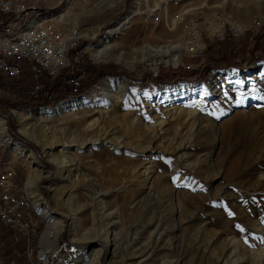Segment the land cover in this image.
<instances>
[{
	"label": "rangeland",
	"instance_id": "1",
	"mask_svg": "<svg viewBox=\"0 0 264 264\" xmlns=\"http://www.w3.org/2000/svg\"><path fill=\"white\" fill-rule=\"evenodd\" d=\"M133 1L122 0L112 6L106 5V0H89L85 4L75 0L73 4V13H80L79 17L73 18V26L88 38H81L82 46L94 47L102 41L118 45L106 58L99 60L89 56L87 50L86 76L81 83V88L86 89L76 99L90 95L97 87L96 107L107 101L111 109L104 116L96 114L93 119L101 117L98 121L88 125L85 118L92 108L78 109L37 124L32 127L36 130H32V140L28 139L18 133L14 111L22 110L25 114L24 111L34 112L41 108H27L30 101L19 96L18 89L9 96L5 90L2 93L0 87V116L6 121V132L11 138V143L1 153L3 165H14L21 190L29 199L32 219L44 224L38 231V241L46 223L32 209L33 196L25 190L26 175L30 171L27 162L21 156H9L12 145L21 144L13 141L9 129L36 148L37 152L21 144L33 153L47 172L36 188L41 201L62 221L63 233L57 244L62 247L60 253L65 254V258L55 253L49 257L48 264H75L93 248L103 249L99 264H264V109L250 110L253 105L264 107V101L246 104L243 126L233 127L226 134L217 159L207 137L202 135L194 139L196 131L193 128L174 127L173 120L160 119L159 114H153L158 107L157 94L165 89L202 84L211 73L248 75L260 69L264 66V34L251 44H246L244 39L230 38L223 43L203 37L206 44L203 55L192 58V50L182 51L180 59L183 56V60L175 66L152 64L138 51L143 35L167 34L173 29L175 34L181 32L179 22L173 21L179 12L185 11L180 14L183 21L187 16L211 19L215 16L225 18L226 13H230L241 23H248L262 15L264 0H227L229 3L207 0L211 8L200 7L204 0H144L142 14L122 36L111 39L105 32L129 11V3L132 6ZM69 2L66 4V0H61L55 6L40 2L36 6L42 13L49 11L43 15L48 17L53 9L47 8L56 7L52 14L55 15L56 10L69 9ZM234 4H237L235 8ZM251 4L255 5L248 12L239 11L241 6L248 8ZM154 17H159V21L154 22ZM16 19L15 16L10 22ZM31 20L33 15L28 11L15 24ZM45 22L47 26L53 24L50 19ZM146 44L163 43L149 37ZM235 49L240 56L233 55ZM118 52L123 53V59L113 56ZM105 79L124 80L125 86L110 93L113 98L107 99L109 94L105 95L100 86ZM248 87L246 89L254 85ZM74 95L77 97L78 94ZM181 101L186 102L188 98L171 104ZM64 102L67 101L57 104ZM140 110L144 117L135 120L134 113L142 112ZM28 117V114L24 115V118ZM204 118H207L206 122H213L217 116L205 113ZM24 123L33 122L27 119ZM100 128L109 132L111 144L101 148L81 144L82 137ZM74 139L77 141L75 147ZM65 142H70L67 145L72 147L63 149L61 145ZM62 149L66 167L60 174L45 154L55 155ZM230 163L234 169L226 172ZM151 165L160 176L157 174L159 179H155L154 186L147 190L152 181L146 180L149 174L145 169ZM52 184L57 185L55 192L50 191ZM70 225L78 235L87 231L88 236L71 243ZM10 237L7 233L1 238L0 264H26L23 245L14 243ZM111 240L120 250L114 255L113 248L108 247ZM90 243H97V247L87 250ZM142 251L148 254L139 257Z\"/></svg>",
	"mask_w": 264,
	"mask_h": 264
},
{
	"label": "bare ground",
	"instance_id": "2",
	"mask_svg": "<svg viewBox=\"0 0 264 264\" xmlns=\"http://www.w3.org/2000/svg\"><path fill=\"white\" fill-rule=\"evenodd\" d=\"M88 1L89 0H82V3L85 4ZM121 1L122 0H106V5L112 6L120 3ZM220 1H225V3H229L227 2V0H220ZM40 2L47 3L51 6L52 5L55 6L60 4L61 0H58L57 2H50L49 0H0V6L9 7V11H14V17L16 16L17 18L16 21L22 19V16L28 11L33 15V20L31 21H27V22L23 21L21 22L22 24L20 25H16L15 24L16 21L9 22L8 29L0 28V75L4 78L6 82H7L6 77L7 75H9V66L6 65V63H8L9 56L21 57V50L13 49V44L11 43H19L20 41H26V44L28 45L40 46V38L37 37V35L35 34L41 33V27H48L45 22L46 19H50V23H54L55 18L62 17L66 21H69V23H71L73 26V18L79 17L80 15L79 13L76 12L73 13L74 11L73 4L75 0H70L69 4L71 5L69 9L66 8L67 9L66 11L61 10L60 12L56 10L57 11L56 14L52 15L53 11H55L53 9L51 15H49L48 17H44L43 15L49 13V11L42 13L39 10V8L36 6L37 3ZM67 2L68 0H66V4H68ZM144 2H145L144 0H134L129 11L123 17H121L118 20V22L114 26L109 28L105 33L109 35L111 39L122 36L123 33L130 27L133 20L142 14L141 7ZM207 2H208L207 0H204L203 6L200 5V7L211 8L209 5L206 6ZM253 5L255 4H251L248 8H245V6H241L243 8H240L239 11L241 13H246V11L248 12ZM236 6L237 4L233 5L234 8ZM32 9H37L38 11H32ZM184 12L177 13L173 19V21H178L179 23L177 24H179L181 27V32H179L178 34H175L173 29L170 30L169 33L167 34L158 33L155 36L143 35L141 37L140 39L141 45L140 48H138V51H140L141 54L146 55L150 59V62L152 64L163 63V64H169L175 66L180 62H182L183 60L182 55H181L182 60L180 59V52L182 51L188 52L189 50H192V54H195L196 51L200 50L203 47V42H204L203 37H205V34L201 33V30L203 24H206V22L209 20H213L211 22L212 25L216 29H218V22H215L218 20L221 22L228 21L232 26H235L236 28L238 27L241 28L242 26H245L248 23L252 22L255 18H257V20H261L264 18V9H262V15L252 18V20L248 23H241L236 19V17L233 18L230 13L229 14L226 13L225 18H221V16H219L218 20H216L217 18L216 16L211 19H206L205 16H187L186 21H183L181 19L183 17L182 15ZM14 17H12V19ZM95 35L93 36V38L95 37ZM149 37L154 38L158 41L161 40L163 44L161 45L159 44L156 46L148 45L146 44V39ZM81 38L83 39L86 38V36L84 37L82 36L81 31L76 32L75 36H70V31H67L65 33L62 32L61 34H59V39H57V48H58L57 56L51 58L50 54H37L38 62H51L50 65H48V67L46 68V77L48 79H55V86L62 87V88H58L57 91L65 90L68 92H74L79 88H81V83L86 76V69L80 71L78 73V76L72 78V80H67V82H65V77L60 76V75L68 74V67L66 61H68V59H75V52H70V51L78 47V41H80ZM86 40H88V38H86ZM183 43H184V47L182 46ZM117 46H118L117 44L111 41L110 42L102 41L99 43V45L94 47L88 46L87 48L82 46V50H86V51L88 50L90 53L89 56L99 60L101 58H106L109 55V52H111ZM203 52H205V49L203 50ZM203 52L199 53L198 55H194V57L203 55ZM113 56L119 59L124 58L123 53L120 52H118L117 54H113ZM28 66L29 68H36L35 58H28ZM83 67L86 68L85 59H83ZM237 67L240 70V66L237 65ZM71 70H80V62H71ZM248 85L249 87L251 85H254V87L251 88L248 87L249 89H246V86ZM100 86L104 88V91L106 93L105 95L109 94L107 96V99L109 97L112 99L113 98L112 95L114 94L113 92L116 90H122L125 84H124V80L105 79L100 84ZM97 89L98 88L95 87V90L93 89L90 95H87L81 99L59 103L53 105L49 109H38L35 110L34 112L24 111V113L28 114L29 116L27 119L33 122L31 124L29 123V125L24 123L27 119L24 118L25 114H22L23 113L22 110L14 111L18 120V126H17L18 133L28 139H31L32 130H35L32 127H36L37 124L46 122L47 120L52 119L55 116L71 113L78 109L88 110V108H92L91 114L86 115L85 118L86 122L89 121L88 125H91L93 122L98 121L101 118L100 117L99 119H93L96 114H101L102 116H104L106 112H108V110L110 109L107 101H104L103 104L100 105V107H96L95 103L97 102V98H98ZM1 90L0 91L2 93L5 90L4 91L5 94L9 96L10 94L12 95V93H14L15 91V89L11 91L7 90L6 86ZM110 93L113 94L110 95ZM17 94L23 97L25 100H30V95L22 94V91L17 92ZM79 94H81V92ZM58 95L59 94L56 92L55 98H57ZM157 95H158L157 96L158 107L156 108L157 111L156 112L153 111L154 113L150 112V114L151 115L155 114L156 116L159 114V116H161V118L159 117L160 119L164 118V120H169V119L173 120L175 122L174 127H183V129H189V130L190 129L192 130L193 128L196 131L194 139L196 136L199 138L202 135L207 137L209 143H212L211 152L214 151L213 154L216 152V159H217V156L219 155L221 149L223 148V139L226 136V134L230 132L233 127L241 128L243 126L244 124L243 116L246 114L244 107L246 106V104L249 101H254L255 103H261L260 100L264 101V66L260 67V69L248 75H241L236 73H228L221 75L220 73H211L206 79V81L203 82L202 84L192 85V86H181L175 90L165 89L163 92L158 93ZM65 97L66 95L63 96V98ZM187 98L188 101L186 102L182 103L181 101L178 103L174 102L171 104L172 101H178L179 99H183L184 101V99ZM0 99L2 98L0 97ZM52 100L53 99H50L49 101ZM168 102H170V104H168ZM94 106L96 107V109H94ZM162 108H164L165 110H162ZM263 109L264 107L261 106L259 107L255 105L251 106L250 108V110H254V111L263 110ZM110 110L109 112H111ZM140 111L142 112L134 113L135 117L134 116L133 117L137 118L135 120L144 117V115H142L143 110ZM205 113H208L210 115H215L217 116V119L213 122H208V121L206 122L207 118H204ZM159 118L157 117L158 120ZM204 120L206 126L204 124ZM142 123L143 122H141V124ZM6 129H7L6 121L0 116V165H3V157L1 153L4 150V147L11 143V138H9ZM109 136H110L109 132L105 130L102 131L100 128L98 129V131H95L91 135H86L82 137L80 139L82 143L81 142L80 143L83 144V146L85 147L98 145L101 148L104 147L105 144L108 145L112 143L113 140L110 139ZM153 137L155 138L156 135L153 134ZM153 137H151V140L153 139ZM51 142L52 141H50V144ZM75 142L77 141L74 139V147H75ZM96 142L99 143L96 144ZM67 143L70 142H65L63 145H61V147L63 149L72 147L67 145ZM63 149L58 154L55 155L51 153L45 154L47 161L54 164L57 167L58 171H60V174L62 172V169L66 167L64 165L66 164V162L64 156L65 152H63ZM15 155L23 157L24 161L27 162V165L30 168V171L26 175L25 190L28 195L30 194L33 196L34 200H33L32 209H34L36 214L39 217H41L46 223V229L43 232L44 234L42 235L41 239L38 241V253H36V261H38V264H48L49 257L55 253L58 257H65V254L60 253L61 248L57 244L58 237H60L61 234L63 233L62 221L59 217H55L49 211L45 202L41 201V196L39 195V192L36 188L37 182L43 177H45L47 175V172L43 169L40 163L37 162V159L35 158L33 153L29 149H27L24 145L17 143L12 145V148L9 152V156L16 157ZM9 163L11 162L9 161ZM9 167L14 169L13 164L9 165ZM233 169L234 166L232 163H230L228 164L226 172H232ZM145 172H148L149 174V177L146 180L148 182L152 181V183H149L148 185L149 186L147 188L148 190L150 187L154 186L153 181L155 179H159L158 175L160 176V174H158V172L155 170V168L152 165L149 168L146 167ZM56 186H57L56 184H52L50 186L51 188L50 191L55 192L57 189ZM191 192H193V190H190V193ZM143 195H144V191L139 196V201H140V197H142ZM26 203L28 205L29 203L28 198H26ZM88 234L89 233L85 231L83 234L78 235V232L75 230L74 226L70 225L69 227V239L70 242L73 244L76 243L77 240L86 238ZM77 235L79 236L78 238ZM116 244L117 243L114 242V240L108 242V247L113 248L112 250L113 255L116 251H120L117 247H114V245ZM145 254H148L147 251L146 252L142 251L140 252V256L139 255L138 256L143 257ZM102 255H103L102 248H93L90 251L85 252V255L81 257L79 260H77L75 264H99ZM56 264H61V263L59 262Z\"/></svg>",
	"mask_w": 264,
	"mask_h": 264
},
{
	"label": "built area",
	"instance_id": "3",
	"mask_svg": "<svg viewBox=\"0 0 264 264\" xmlns=\"http://www.w3.org/2000/svg\"><path fill=\"white\" fill-rule=\"evenodd\" d=\"M208 6V4L206 5ZM129 7H131L129 3ZM49 9H56L49 8ZM32 11H38L32 9ZM22 12V11H21ZM80 14V13H79ZM14 17V11H9V7L0 6V28L8 29V23ZM219 17L216 18L218 20ZM159 17H154V22H158ZM209 20L203 24L201 33L209 40L226 42L230 38L244 39L246 44H251L258 36L264 34V18L257 20L255 18L241 28L232 26L228 21L218 22L216 29ZM63 31H70V36H75L76 32L81 30L77 26H72L69 21L63 18H55L52 26L41 27V33L35 34L40 38V46L26 44V41H20L13 44V49L21 50V57L9 56L7 66H9V75H7V90L22 89V94L30 95V102L46 104L50 99H55L56 90L62 87H55V79L46 77V68L51 62H38L37 54H50L51 58L57 56V39ZM206 49L203 47L196 51L194 55L202 53ZM70 52H75V59L66 61L68 74L60 75L67 80H72L78 76L80 71L87 69L83 67V59H88L86 50H82V43L78 41V47ZM233 55L240 56L237 51ZM28 58H35L36 68H29ZM71 62H80V70H71ZM85 87L79 88L69 94H79ZM65 96V95H64ZM1 97V96H0ZM44 224H39L36 219L30 218V212L26 203V196L21 190V182L15 169L9 165H0V242L5 234L10 233V240L18 245H23V253L26 264H38L36 253H38V230L43 228ZM62 248V247H61ZM65 258V257H64ZM66 259H64L65 262Z\"/></svg>",
	"mask_w": 264,
	"mask_h": 264
},
{
	"label": "trees",
	"instance_id": "4",
	"mask_svg": "<svg viewBox=\"0 0 264 264\" xmlns=\"http://www.w3.org/2000/svg\"><path fill=\"white\" fill-rule=\"evenodd\" d=\"M193 72H196V71H193ZM6 86V81L4 80V78L0 75V87L4 88ZM57 87V86H55ZM85 89L86 87L84 88V90L81 92V94H78L77 97L73 94H69V95H66L65 98H63L62 95L66 94L68 91H66L64 93V91H57L56 92L59 94L57 98L53 99L52 101H49V102H46V104H43V105H39L38 103H33V102H30L28 103V106L27 108H35V109H38V108H41V109H49L50 106H52L53 104H57L58 102H62V101H70V100H75L76 98H79L80 96H82L83 93H85ZM20 91H22V89H18ZM19 91V92H20ZM58 99V100H57ZM27 101H30V100H27ZM20 104H18L19 106ZM6 116V115H5ZM8 118V116H6ZM9 119V118H8ZM10 130V135L13 139L14 142H18V143H21V144H24L25 146L29 147V148H33L35 149L36 151V148L33 147L32 144L26 142L24 139L20 138L21 136H19L16 132H13L11 129ZM37 152V151H36Z\"/></svg>",
	"mask_w": 264,
	"mask_h": 264
},
{
	"label": "water",
	"instance_id": "5",
	"mask_svg": "<svg viewBox=\"0 0 264 264\" xmlns=\"http://www.w3.org/2000/svg\"><path fill=\"white\" fill-rule=\"evenodd\" d=\"M86 247H87L86 249L89 250V249H91L93 247H97V243H90Z\"/></svg>",
	"mask_w": 264,
	"mask_h": 264
},
{
	"label": "crops",
	"instance_id": "6",
	"mask_svg": "<svg viewBox=\"0 0 264 264\" xmlns=\"http://www.w3.org/2000/svg\"><path fill=\"white\" fill-rule=\"evenodd\" d=\"M30 214H31L30 218H32L34 215L32 216V213H31V211H30ZM40 224H42V223H40ZM38 231L40 232V231H41V229H40V230H38Z\"/></svg>",
	"mask_w": 264,
	"mask_h": 264
},
{
	"label": "snow or ice",
	"instance_id": "7",
	"mask_svg": "<svg viewBox=\"0 0 264 264\" xmlns=\"http://www.w3.org/2000/svg\"><path fill=\"white\" fill-rule=\"evenodd\" d=\"M229 215H231V213H229ZM241 231H243V230L241 229Z\"/></svg>",
	"mask_w": 264,
	"mask_h": 264
}]
</instances>
